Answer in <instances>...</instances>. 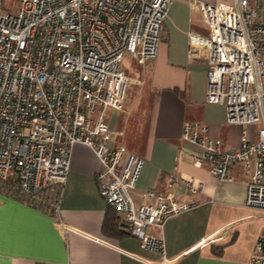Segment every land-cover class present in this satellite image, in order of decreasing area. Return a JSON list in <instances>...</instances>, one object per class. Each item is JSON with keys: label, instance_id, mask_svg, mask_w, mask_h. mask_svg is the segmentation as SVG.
Masks as SVG:
<instances>
[{"label": "built area", "instance_id": "2783aa9c", "mask_svg": "<svg viewBox=\"0 0 264 264\" xmlns=\"http://www.w3.org/2000/svg\"><path fill=\"white\" fill-rule=\"evenodd\" d=\"M0 0V193L51 213L57 230L71 229L59 217L72 150L89 148L102 166L99 196L120 216L124 229L156 260L166 256L162 233L170 219L196 208L171 194L183 183L195 198L201 185L171 177L167 193L132 194L144 161L122 146L108 147L107 111L123 110L129 78L126 57L139 65L157 55L164 19L174 0H19L8 13ZM251 2L255 5L251 4ZM205 35L190 33L187 59L205 63L204 100L224 107L226 123L255 127L241 132L239 147L224 151L199 123H185L182 140L201 148L190 157L220 182L230 169L248 172L245 206L264 213V0H189ZM5 12V13H4ZM200 242L197 247H203ZM247 264H264V230Z\"/></svg>", "mask_w": 264, "mask_h": 264}, {"label": "crops", "instance_id": "0c3cea01", "mask_svg": "<svg viewBox=\"0 0 264 264\" xmlns=\"http://www.w3.org/2000/svg\"><path fill=\"white\" fill-rule=\"evenodd\" d=\"M213 4L216 0H192ZM227 1V0H224ZM190 33L205 35L189 0H174L164 19L157 55L139 65L131 57L123 69L137 65L136 78H129L123 110H108L112 132L108 147L122 146L144 161L132 200L142 204L141 194L167 193L171 177L194 179L201 185L192 198L185 185L171 191L179 203L194 201L196 208L170 219L162 233L166 256L174 264H247L264 230V213L245 206L248 172L240 165L230 169L232 182H220L208 165L194 166L200 147L182 140L185 123L203 124L222 150L239 147L241 132L256 139L255 127L228 125L224 107L204 100L207 67L187 59ZM134 70V69H133ZM135 88L130 90V86ZM102 166L87 147L76 145L59 204V217L71 230H57L50 212L31 207L15 194L0 193V264H144L156 260L144 252L136 238L123 227L116 212L117 235L102 233L113 212L99 196L95 180ZM264 181V179H263ZM204 242L203 247L197 245Z\"/></svg>", "mask_w": 264, "mask_h": 264}, {"label": "rangeland", "instance_id": "374dc122", "mask_svg": "<svg viewBox=\"0 0 264 264\" xmlns=\"http://www.w3.org/2000/svg\"><path fill=\"white\" fill-rule=\"evenodd\" d=\"M18 2H19V0H4L3 1V8L8 13H14L15 9L18 6ZM251 4L253 5V7H255V5L252 2H251ZM128 61H129V58H126L125 63H124V67L126 66V63H128ZM136 67H137V65L133 64V66H131L130 69H128V70L123 69V70H125L126 74L129 76V78H131L132 80H134L137 76L135 74L136 73V71H135ZM135 86H137V85L132 84L130 86V90L135 88Z\"/></svg>", "mask_w": 264, "mask_h": 264}, {"label": "trees", "instance_id": "16d2710c", "mask_svg": "<svg viewBox=\"0 0 264 264\" xmlns=\"http://www.w3.org/2000/svg\"><path fill=\"white\" fill-rule=\"evenodd\" d=\"M112 208V207H111ZM113 212L106 218L102 226V233L106 236L113 237L117 235V219L114 216L116 211L112 208Z\"/></svg>", "mask_w": 264, "mask_h": 264}]
</instances>
